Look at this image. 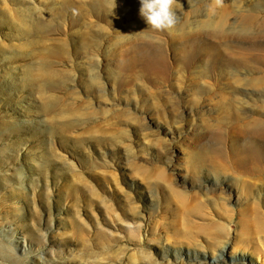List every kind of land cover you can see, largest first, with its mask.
<instances>
[{
    "label": "rangeland",
    "instance_id": "374dc122",
    "mask_svg": "<svg viewBox=\"0 0 264 264\" xmlns=\"http://www.w3.org/2000/svg\"><path fill=\"white\" fill-rule=\"evenodd\" d=\"M139 8L0 0V264H264V0Z\"/></svg>",
    "mask_w": 264,
    "mask_h": 264
},
{
    "label": "clouds",
    "instance_id": "9594fccd",
    "mask_svg": "<svg viewBox=\"0 0 264 264\" xmlns=\"http://www.w3.org/2000/svg\"><path fill=\"white\" fill-rule=\"evenodd\" d=\"M220 0H217L219 3ZM139 14L147 25L157 32L172 31L179 22V17L175 11L178 0H139ZM222 257L214 253L211 264H220ZM193 264H207L196 258ZM243 264V262H241Z\"/></svg>",
    "mask_w": 264,
    "mask_h": 264
},
{
    "label": "bare ground",
    "instance_id": "6f19581e",
    "mask_svg": "<svg viewBox=\"0 0 264 264\" xmlns=\"http://www.w3.org/2000/svg\"><path fill=\"white\" fill-rule=\"evenodd\" d=\"M224 11V9H222L221 10V13ZM263 22H264V20H263ZM225 23H222L221 25H224ZM232 33V32H231ZM264 81V79H257L255 82H254V84L257 86V85H260L261 84V82H263ZM262 121H264V120H256V121H253V122H255V123H258L259 125H261V126H263L262 124H264V122H262ZM260 131V130H259ZM237 155V154H236ZM245 157V156H244ZM224 189V188H223ZM223 189H219L220 191H218V193H215V192H212L211 190H208L207 189V192H209L208 193V196L210 195V196H215L216 194L218 195V196H222L220 199L222 200V201H224V202H226V201H230V199H229V197H227L228 195H226L225 193H226V191L225 190H223ZM206 191V190H205Z\"/></svg>",
    "mask_w": 264,
    "mask_h": 264
}]
</instances>
